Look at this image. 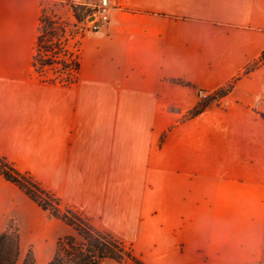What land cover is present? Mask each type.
Here are the masks:
<instances>
[{
	"label": "crops",
	"instance_id": "1",
	"mask_svg": "<svg viewBox=\"0 0 264 264\" xmlns=\"http://www.w3.org/2000/svg\"><path fill=\"white\" fill-rule=\"evenodd\" d=\"M65 1L98 0H0V155L144 264H264V64L242 75L264 52V0H110L75 82H41V9ZM26 208L43 212L0 176V226Z\"/></svg>",
	"mask_w": 264,
	"mask_h": 264
},
{
	"label": "trees",
	"instance_id": "2",
	"mask_svg": "<svg viewBox=\"0 0 264 264\" xmlns=\"http://www.w3.org/2000/svg\"><path fill=\"white\" fill-rule=\"evenodd\" d=\"M60 3H65L69 7L75 20L72 25L75 29L74 35L71 36L68 31L67 23H56L54 19L49 18L43 5L32 57V68L41 82L69 85L76 80L79 68V49L72 51L66 45L70 39L79 43L80 38L83 37L82 32L79 31V24L91 16L92 11L87 3H71L70 1ZM58 34L60 39L57 38ZM45 37L53 38L52 49L46 50L47 56L39 57L38 52L42 49L41 44H44ZM262 64H264V52L258 61L245 68L242 75L249 74ZM53 66H57L65 74L64 77L59 79L42 78L41 72ZM178 83L182 84V82ZM232 85L233 83L217 90L216 98L212 97L201 101L196 109L187 113L185 118H193L209 104L217 103L230 92ZM261 117L264 119V115ZM0 176L16 186L48 216L62 222L72 230L71 235L63 236L57 240L54 254L47 264H104L106 260H112L119 264H144L133 254L130 247H126L110 233L94 228L90 220L82 213L74 207L64 204L54 193L44 188L29 174L17 170L6 157L1 155ZM22 257V264H35L31 249L24 252L18 228L10 223L0 234V264H17Z\"/></svg>",
	"mask_w": 264,
	"mask_h": 264
},
{
	"label": "rangeland",
	"instance_id": "3",
	"mask_svg": "<svg viewBox=\"0 0 264 264\" xmlns=\"http://www.w3.org/2000/svg\"><path fill=\"white\" fill-rule=\"evenodd\" d=\"M71 3H78V2H72ZM97 4V1H90L87 2L88 7L90 8V10L92 11L93 6H95ZM44 10L46 12V14L48 15L49 18L54 19L56 21V23H67L69 26V32L72 35H74L75 29L72 27V25L75 23L74 18L72 17L71 11L69 9V7L65 4V3H58V2H49V3H45L44 4ZM88 20L91 21L92 18L91 16L88 17ZM87 20V21H88ZM88 21V22H89ZM88 23L86 22V20L84 22H82L81 24H79V31L83 32L86 27H87ZM84 34V32H83ZM85 35V34H84ZM58 39H60V35L58 34L57 36ZM44 44H41L42 49L39 50L38 52V56L42 57V56H47L48 54L46 53L47 49H52V44L51 41H53V38H47L45 37L43 39ZM68 47L69 50H76L78 49V43H76V41L74 39H70L68 40V43L66 45ZM44 48V49H43ZM64 73H62L59 68H57V66H53L51 68H47L45 70H43L41 72V77L45 78V79H52V78H62L64 77ZM37 76V75H36ZM216 94V93H215ZM215 94L213 93H202L200 95V93H198V97L200 102L202 101H206L204 100V95L209 97L208 99L212 98L215 96ZM212 96V97H211ZM26 212L28 214L31 215L32 217V221L31 222H25V221H18V219L16 220V218H10L8 219L3 226H0V234L6 229V227L8 226V224H12L13 226H16L18 228L19 231V235L21 237L22 240V247L24 252L27 249H31L33 256H34V252L37 255V258L39 260L40 263L37 264H45L46 262V245L44 242H46L47 236H52V246H51V250L52 252L55 249V245H56V240L59 236L64 234V227L57 221L53 220L50 216H47L46 213H43L41 211H36L35 209H27L26 208ZM94 224L102 229V230H113L110 229V227L107 226V223L105 221H103L101 218H96L93 220ZM106 232V231H104ZM113 232L115 233V235L117 237L120 238V234L118 232V230L114 229ZM54 238V239H53ZM118 239V238H117ZM119 241H121V239H118ZM126 247H130L132 249L131 243H129L127 240L123 239L121 241ZM22 259L23 257L18 261L17 264H22ZM36 262V260H35ZM123 264V263H121ZM126 264V263H124Z\"/></svg>",
	"mask_w": 264,
	"mask_h": 264
},
{
	"label": "built area",
	"instance_id": "4",
	"mask_svg": "<svg viewBox=\"0 0 264 264\" xmlns=\"http://www.w3.org/2000/svg\"><path fill=\"white\" fill-rule=\"evenodd\" d=\"M72 2H76V1H72ZM111 8H112V3L110 0H98L97 4L93 6L92 8V14H91L92 20L89 21L88 18L86 19V22L88 23V25L86 29L83 31L84 34L94 33V32L99 31L108 22L109 13H110ZM199 93L200 95L202 94V92H199ZM213 94H215V92ZM203 97H204V100L209 98L205 95ZM214 97L216 98V94Z\"/></svg>",
	"mask_w": 264,
	"mask_h": 264
}]
</instances>
